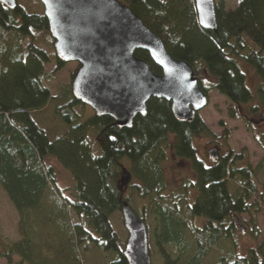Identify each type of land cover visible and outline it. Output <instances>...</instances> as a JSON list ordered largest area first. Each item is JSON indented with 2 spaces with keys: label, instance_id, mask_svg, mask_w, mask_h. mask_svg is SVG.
Listing matches in <instances>:
<instances>
[{
  "label": "trees",
  "instance_id": "obj_1",
  "mask_svg": "<svg viewBox=\"0 0 264 264\" xmlns=\"http://www.w3.org/2000/svg\"><path fill=\"white\" fill-rule=\"evenodd\" d=\"M117 1L161 39L171 57L192 68L204 94L214 90L234 106L257 98L252 112L264 110V0H215L216 32L199 27L193 0ZM33 32H45L53 44L42 13H27L18 4L10 10L0 3V187L19 216L20 236L7 242L0 234V259L9 264L13 256L21 264H85L88 244L109 257L108 264H127L126 240L111 221L121 216L123 203L131 207L123 195L126 186L120 188L126 171L135 182L129 180V190L148 201L139 213L131 209L147 226L150 252L154 245L160 264H202L221 241L230 239L256 187L238 180L230 193L225 163L204 168L194 147L196 139L215 136L198 115L190 122L177 121L165 100L150 99L146 116H137L129 129H119L109 117L83 120L85 106L73 99L70 85L58 84L56 96L45 85L66 64L55 57L54 70L45 72L50 58L33 45ZM24 40L30 41L23 46ZM135 56L161 74L146 52ZM247 70L256 79L254 90L247 85ZM48 104L65 127L53 141L32 118ZM169 152L190 164L197 183L168 188L163 164ZM51 162L69 173L70 199L61 196ZM235 174L251 175L233 169L229 177ZM149 219L157 221L154 231ZM195 220L203 221L201 227ZM38 225L51 226L52 241L40 240ZM216 264H264V242L246 257L231 249Z\"/></svg>",
  "mask_w": 264,
  "mask_h": 264
},
{
  "label": "water",
  "instance_id": "obj_2",
  "mask_svg": "<svg viewBox=\"0 0 264 264\" xmlns=\"http://www.w3.org/2000/svg\"><path fill=\"white\" fill-rule=\"evenodd\" d=\"M53 40L55 57L75 63L71 81L73 99L96 117L111 118L119 129L131 128L137 116L145 117L150 99L171 104L174 118L190 122L209 99L199 88L192 68L174 59L161 39L128 7L117 0H39ZM200 28L217 31L215 0H193ZM10 10L17 0H0ZM144 51L161 74L135 53ZM210 157L214 160L213 151ZM130 180L123 171L120 188ZM126 231L123 256L127 264H152L148 230L127 203L121 207ZM241 230L243 226L237 219Z\"/></svg>",
  "mask_w": 264,
  "mask_h": 264
},
{
  "label": "rangeland",
  "instance_id": "obj_3",
  "mask_svg": "<svg viewBox=\"0 0 264 264\" xmlns=\"http://www.w3.org/2000/svg\"><path fill=\"white\" fill-rule=\"evenodd\" d=\"M17 4L24 8L27 13L43 14V6L39 0H17ZM29 41L30 40H24L23 46L29 43ZM32 43L48 54L50 62L45 66V72H52L55 68V53L53 44L49 40L47 34L45 32H33ZM76 69L77 64H66L65 67L56 74L55 81L44 82L53 96L57 95L56 87L58 84L71 86V81ZM247 85L252 90H254L257 85L252 72L248 70ZM208 98V106L198 114L200 119L214 134L216 139L221 135L223 130H226L229 135L227 139L226 137L222 138L221 144L224 143V146L227 144L228 147L236 153L243 152L245 160L242 164L252 169L256 168L255 170L258 171L257 180L254 182L256 192L248 203L250 208L239 216L244 230L241 231L236 227L230 239L221 241L219 245L220 248L218 247L212 251L202 263L216 264L220 256L227 254L231 249H234L235 253L239 256L246 257L251 250L256 249L264 242V160L262 161L263 169L259 167L260 161L264 158V123L260 124L259 118L260 116L264 117V110H259V114H257L259 117L257 120L258 123L257 125H253V112L251 108L259 105L257 98H255L251 104L240 106L232 105L226 98L219 95L214 90L208 92ZM92 116H94L92 110L85 106L83 120H87ZM32 118L40 128L46 131L50 141H53L65 131L64 125L60 123L59 118L54 114V109L51 104H48L44 110L34 113ZM208 140L209 139H196L194 141V147L201 160L207 159L205 146ZM221 148H223V145ZM51 164L55 167L57 187L62 194L61 196L70 199L72 183L69 173L61 169L55 162H51ZM122 166L127 171L130 167L127 162H124ZM163 169L170 190H176L183 182L194 180V173L190 164L175 159L170 152L167 154V160L163 164ZM131 182L133 183L134 180L131 179L129 184ZM234 183L235 182H231L229 185V191L231 193H233L236 188ZM125 186L123 195L130 198L132 209L136 213H139L141 206L147 205L148 201L146 199H139L134 192L129 190L130 185L127 184ZM111 219L113 227L120 235L121 239L125 241L127 234L123 227L121 216L114 215ZM18 223L19 216L0 187V234L7 242H16L19 240ZM202 223L203 221H194L197 227H201ZM148 224L150 225L151 231H154L157 221L149 219L147 221V225ZM51 230V226L49 225H38L36 235L45 244L47 240L49 242L52 241L50 238ZM150 253L152 255L151 261L154 264H160L157 250L154 245L151 247ZM82 258L85 264H108L110 260L109 257L102 255L99 248H94L92 245L88 244L84 249ZM0 264L9 263L6 260L0 259ZM10 264H21V261L19 257L13 256Z\"/></svg>",
  "mask_w": 264,
  "mask_h": 264
},
{
  "label": "flooded vegetation",
  "instance_id": "obj_4",
  "mask_svg": "<svg viewBox=\"0 0 264 264\" xmlns=\"http://www.w3.org/2000/svg\"><path fill=\"white\" fill-rule=\"evenodd\" d=\"M206 95L208 97V94H206ZM252 115H253V117H252V119H253L252 120V124L253 125H257V123H258L257 120H258L259 117H258L257 113H253ZM259 120H260L259 121L260 124H263L264 123V117H261L260 116ZM228 135L229 134L227 133V131L226 130H223L221 132V135L217 139H216V137L209 139L207 141V143H206L207 145L205 146L206 147V152H207V159L206 160L205 159L204 160H201L198 157V155H197L198 160L203 164L204 168H206V169H210V168H212L214 166H217L220 163H225V166L228 169V171H227V175H228V177H227L228 191H229V185H230V183L231 182H236L237 183L238 180H240L239 182H241L243 184L244 183H248V181H249L251 184L254 185V182L257 180V177H258V174H257L258 171L255 170L256 168L255 169H252L249 166H245V165L242 164L243 161L245 160L244 153L243 152L236 153L233 150H231L228 147L227 144L225 146H224V143L221 144L222 143L221 142L222 138L223 137L224 138L226 137V139H227ZM222 145H223V148H221ZM211 151H213L214 160H212L211 157H210V152ZM263 160H264V158L259 163L260 169H263V166H262L263 165V163H262ZM233 169L237 173H239V172H245V171L247 172L249 170L251 175L248 177V179H245V178L241 177L240 174H235L234 175V178L231 179L229 176H230V172ZM197 181H198V176H197V174L194 173V182L197 183ZM195 195L196 196L198 195V191L197 190H195ZM241 225H242V222H241ZM236 226H237V228H239V226H238L237 223H236ZM243 228H244V226H243ZM243 230H241V231H243Z\"/></svg>",
  "mask_w": 264,
  "mask_h": 264
}]
</instances>
